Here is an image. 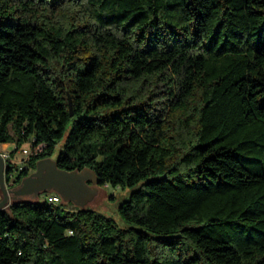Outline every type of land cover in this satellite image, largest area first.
I'll return each mask as SVG.
<instances>
[{
    "label": "trees",
    "instance_id": "trees-1",
    "mask_svg": "<svg viewBox=\"0 0 264 264\" xmlns=\"http://www.w3.org/2000/svg\"><path fill=\"white\" fill-rule=\"evenodd\" d=\"M61 140L127 228L14 201L0 264H264V0H0L15 183Z\"/></svg>",
    "mask_w": 264,
    "mask_h": 264
},
{
    "label": "rangeland",
    "instance_id": "rangeland-1",
    "mask_svg": "<svg viewBox=\"0 0 264 264\" xmlns=\"http://www.w3.org/2000/svg\"><path fill=\"white\" fill-rule=\"evenodd\" d=\"M62 144H63V140L59 141L54 146L52 153L46 159H48L50 162H55L61 150ZM23 148L26 149L28 148V146L24 145ZM12 150H13V145L11 144L0 145V157L2 154L4 153L7 154V152H11ZM24 158L25 156H23L19 150L14 154L12 158L10 157V159L12 160L11 162L12 166L13 167L20 166V164L22 163V159ZM90 180H93V177H92V172H90L89 170H84L80 172L77 177L73 178V181H75V184L77 185L76 190H74V196L78 198L79 200L78 202L79 203L82 202L84 208L91 209L95 211L97 214L112 220L120 228H127L126 224L120 219V217L117 214V206L123 200L128 198L132 190L126 189L121 191L120 189H113L107 186L98 187L94 185ZM4 183L8 191L15 190L20 184L19 183L15 188H13L10 186L8 180L5 179ZM84 183L88 189H85L83 187ZM134 189H136V187L133 188V190ZM44 195L45 193H41L36 198L32 196H22L20 198H17L13 194H9V202L3 208V210H8L10 204L14 201L27 200V201L42 202L44 199ZM1 198H2V194L0 192V200ZM61 204H63L64 207L68 210L79 208L78 206H73L74 204L71 201H67V202L62 201Z\"/></svg>",
    "mask_w": 264,
    "mask_h": 264
},
{
    "label": "water",
    "instance_id": "water-1",
    "mask_svg": "<svg viewBox=\"0 0 264 264\" xmlns=\"http://www.w3.org/2000/svg\"><path fill=\"white\" fill-rule=\"evenodd\" d=\"M70 116H72L71 111ZM6 172L7 166H5L3 159L0 157V192L2 194V198L0 200V211L8 204L9 194H13L17 198L22 196H32L36 198L41 193L51 191L56 192L61 197L62 201H71L75 206L84 208L83 203H79L78 198L74 196V190H76L77 185L75 184V181H73V178L77 177L80 172H66L59 170L56 167L55 162L43 159L37 162L35 170L22 179L19 186L12 191H8L4 183V176ZM92 177L93 180L90 181L94 185H97V180L95 179L93 173ZM83 187L88 189L85 186V183L83 184Z\"/></svg>",
    "mask_w": 264,
    "mask_h": 264
},
{
    "label": "built area",
    "instance_id": "built-area-1",
    "mask_svg": "<svg viewBox=\"0 0 264 264\" xmlns=\"http://www.w3.org/2000/svg\"><path fill=\"white\" fill-rule=\"evenodd\" d=\"M20 152H21V154L23 156H25V158L30 154V150L28 148L24 149L22 147L20 149ZM9 153L10 152H7V154H5V153L2 154L1 155V158L4 161L5 166H11L13 168V170L10 172V175H9V178H8V182L11 184V181H12L14 175L16 174L14 168H16V167L19 168L22 163L20 164V166L13 167L12 166V163H11L12 160L10 159V154ZM43 201L45 203L49 204V205H58V204L61 203V198L58 195H56V194H48V193H45Z\"/></svg>",
    "mask_w": 264,
    "mask_h": 264
},
{
    "label": "flooded vegetation",
    "instance_id": "flooded-vegetation-1",
    "mask_svg": "<svg viewBox=\"0 0 264 264\" xmlns=\"http://www.w3.org/2000/svg\"><path fill=\"white\" fill-rule=\"evenodd\" d=\"M15 181H16V174L14 175V177H13V179L11 181V184H10V186L13 187V188H15L18 185V184L15 183Z\"/></svg>",
    "mask_w": 264,
    "mask_h": 264
},
{
    "label": "crops",
    "instance_id": "crops-1",
    "mask_svg": "<svg viewBox=\"0 0 264 264\" xmlns=\"http://www.w3.org/2000/svg\"><path fill=\"white\" fill-rule=\"evenodd\" d=\"M3 145V144H2ZM48 194H56V195H58L56 192H54V191H51V192H47ZM59 196V195H58ZM60 197V196H59ZM61 198V197H60ZM70 206V205H69ZM73 206H75V205H73Z\"/></svg>",
    "mask_w": 264,
    "mask_h": 264
}]
</instances>
